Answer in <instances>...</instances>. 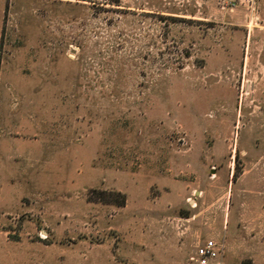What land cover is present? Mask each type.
Masks as SVG:
<instances>
[{
	"label": "rangeland",
	"instance_id": "obj_1",
	"mask_svg": "<svg viewBox=\"0 0 264 264\" xmlns=\"http://www.w3.org/2000/svg\"><path fill=\"white\" fill-rule=\"evenodd\" d=\"M208 240L264 264V0H0V264Z\"/></svg>",
	"mask_w": 264,
	"mask_h": 264
},
{
	"label": "built area",
	"instance_id": "obj_2",
	"mask_svg": "<svg viewBox=\"0 0 264 264\" xmlns=\"http://www.w3.org/2000/svg\"><path fill=\"white\" fill-rule=\"evenodd\" d=\"M222 253V247L216 242L208 240L195 250L194 260L197 264H210L217 261Z\"/></svg>",
	"mask_w": 264,
	"mask_h": 264
},
{
	"label": "trees",
	"instance_id": "obj_3",
	"mask_svg": "<svg viewBox=\"0 0 264 264\" xmlns=\"http://www.w3.org/2000/svg\"><path fill=\"white\" fill-rule=\"evenodd\" d=\"M124 203V200L122 199V202L119 205H122Z\"/></svg>",
	"mask_w": 264,
	"mask_h": 264
}]
</instances>
